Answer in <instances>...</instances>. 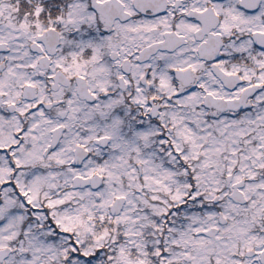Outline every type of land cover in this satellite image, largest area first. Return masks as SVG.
Masks as SVG:
<instances>
[{
    "label": "snow or ice",
    "instance_id": "snow-or-ice-1",
    "mask_svg": "<svg viewBox=\"0 0 264 264\" xmlns=\"http://www.w3.org/2000/svg\"><path fill=\"white\" fill-rule=\"evenodd\" d=\"M0 264H264V0H0Z\"/></svg>",
    "mask_w": 264,
    "mask_h": 264
}]
</instances>
